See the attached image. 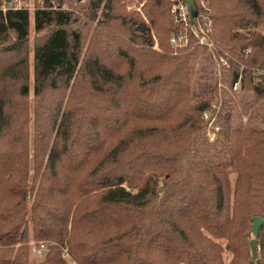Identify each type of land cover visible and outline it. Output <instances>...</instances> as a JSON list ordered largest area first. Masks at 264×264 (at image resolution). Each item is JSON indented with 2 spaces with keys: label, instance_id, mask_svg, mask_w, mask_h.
<instances>
[{
  "label": "trees",
  "instance_id": "1",
  "mask_svg": "<svg viewBox=\"0 0 264 264\" xmlns=\"http://www.w3.org/2000/svg\"><path fill=\"white\" fill-rule=\"evenodd\" d=\"M41 1L31 48L0 7V264H264V0H194L211 49L171 0Z\"/></svg>",
  "mask_w": 264,
  "mask_h": 264
},
{
  "label": "built area",
  "instance_id": "2",
  "mask_svg": "<svg viewBox=\"0 0 264 264\" xmlns=\"http://www.w3.org/2000/svg\"><path fill=\"white\" fill-rule=\"evenodd\" d=\"M173 4L171 7V13L174 20L180 24V29L172 33L170 36V43L174 49H183L189 45V38H194L196 44L200 46H204L208 49H211L214 46L213 40L210 38V21H201L198 16L195 17L192 22L189 18V14L187 8L182 0H172ZM13 8H24L30 11L29 4L26 2H22L21 0H12L9 3ZM6 7H2L5 10ZM190 31V32H189ZM249 50L247 49V52ZM221 62L223 66H227L228 63L225 59L221 58ZM238 89V83H234L233 90ZM33 251L36 254H43L45 251V246L43 244H39L36 246L32 242ZM71 264H76L71 262Z\"/></svg>",
  "mask_w": 264,
  "mask_h": 264
},
{
  "label": "rangeland",
  "instance_id": "3",
  "mask_svg": "<svg viewBox=\"0 0 264 264\" xmlns=\"http://www.w3.org/2000/svg\"><path fill=\"white\" fill-rule=\"evenodd\" d=\"M22 2H26L29 4V7H30V11L29 12V15H30V36H29V43H30V48L32 46V42H33V39H34V33H33V12H34V9L37 7V5H40L41 4V0H21ZM84 0H81V2H83ZM172 1V0H171ZM80 2V3H81ZM173 2V1H172ZM144 3V0L140 3L137 2V0H131L130 2L126 3V9L127 11L129 12H139L141 14V16L143 18L144 17V14L142 12V5ZM8 6H11L10 4L8 3H3L1 2L0 3V7H8ZM83 15L85 17H88L87 15V12L84 11ZM153 35V38H154V48H157V45H158V42H157V38L156 36L154 35V33L152 34ZM32 51L30 52L29 54V69H30V101H32ZM32 242L31 241L30 243V257H29V262L30 264H34L36 261H39L42 259L43 254H36L34 251H33V246H32ZM67 258V257H66ZM67 260L69 261V259L67 258Z\"/></svg>",
  "mask_w": 264,
  "mask_h": 264
},
{
  "label": "water",
  "instance_id": "4",
  "mask_svg": "<svg viewBox=\"0 0 264 264\" xmlns=\"http://www.w3.org/2000/svg\"><path fill=\"white\" fill-rule=\"evenodd\" d=\"M182 1L187 8L190 20L193 22L195 17L198 14V10H197L195 1L194 0H182ZM262 222H263V219L260 216L252 217L251 229H252L253 237L250 240V250H251V256H252L251 261H253L257 255V235H258V232H259V229H260Z\"/></svg>",
  "mask_w": 264,
  "mask_h": 264
}]
</instances>
